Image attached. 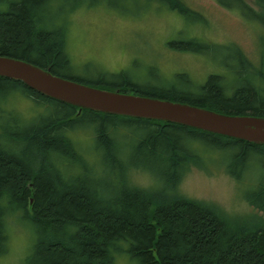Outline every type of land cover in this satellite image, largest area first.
Masks as SVG:
<instances>
[{"label":"trees","instance_id":"obj_1","mask_svg":"<svg viewBox=\"0 0 264 264\" xmlns=\"http://www.w3.org/2000/svg\"><path fill=\"white\" fill-rule=\"evenodd\" d=\"M60 1L0 0L8 2L7 9L0 10V55L74 80V65L65 48L66 27H49L44 20L50 9L62 7ZM146 1L201 22L183 0ZM220 2L264 26V0H258L259 12L244 0ZM169 45L204 54L217 46L200 38ZM235 50L240 85L217 73L194 88L186 73L176 74L178 82L167 86L139 84L125 73L97 82L124 93L264 116V61L259 72L253 71L246 56ZM180 83L196 93L179 91ZM13 93L47 109L29 124L21 115L14 125H0V257L9 250L8 220L18 217L34 233L27 264H117L122 255L132 264H264V217L233 219L215 205L178 192L189 166L202 167L203 151H212L227 156L226 171L237 181L254 180L245 198L264 213V144L161 120L80 110L22 81L0 77V95L7 99ZM7 112L0 110V118ZM78 128L93 131L94 160L69 134ZM132 169L155 174L160 187L130 183Z\"/></svg>","mask_w":264,"mask_h":264},{"label":"rangeland","instance_id":"obj_2","mask_svg":"<svg viewBox=\"0 0 264 264\" xmlns=\"http://www.w3.org/2000/svg\"><path fill=\"white\" fill-rule=\"evenodd\" d=\"M77 1L62 0V7L43 12H46L47 26L66 27L65 48L74 65L71 72L75 79L85 84L101 88L107 84L97 80L112 81L111 76L125 73L139 79L136 81L139 84L167 86L178 82L176 74L186 73L194 88V84H202L210 74L217 73L225 76L228 83L240 85L242 80L235 49L246 56L253 71L259 72L262 68L264 26L259 20L244 15L236 7L225 6L220 0H183L201 16V22L190 21L159 2L98 0L90 4L93 1ZM244 2L255 11H261L258 0ZM7 5L8 2H0V10H6ZM189 38H200L217 46L209 54H204L172 49L169 45L172 41ZM179 88V91L196 93L185 84L180 83ZM6 97L0 95V110L8 111L1 115L0 125L3 126L14 125L15 119L21 120V115L29 120L26 123L29 124L33 117L47 109L20 93ZM12 111L10 118L7 114ZM17 113L20 115L16 118L14 114ZM69 134L87 152V158H96L91 129L78 128ZM211 152L203 151L202 167L189 166L178 192L215 205L233 219L264 217V213L245 198V191L254 180L252 182L249 177L240 183L226 171L227 156ZM155 176L140 169L129 171L130 183L145 188L160 187ZM27 225L18 217L9 218V250L0 257V264H27L25 259L34 242V233ZM130 260L127 255H122L117 264H132Z\"/></svg>","mask_w":264,"mask_h":264},{"label":"water","instance_id":"obj_3","mask_svg":"<svg viewBox=\"0 0 264 264\" xmlns=\"http://www.w3.org/2000/svg\"><path fill=\"white\" fill-rule=\"evenodd\" d=\"M0 77L22 81L45 96L80 110L161 120L264 144V116L228 114L186 102L94 87L12 56L0 55Z\"/></svg>","mask_w":264,"mask_h":264}]
</instances>
